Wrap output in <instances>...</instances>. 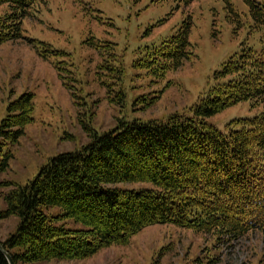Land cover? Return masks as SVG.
Listing matches in <instances>:
<instances>
[{
	"label": "trees",
	"instance_id": "obj_1",
	"mask_svg": "<svg viewBox=\"0 0 264 264\" xmlns=\"http://www.w3.org/2000/svg\"><path fill=\"white\" fill-rule=\"evenodd\" d=\"M46 1L0 0V6H8L0 16V46L24 39L23 21ZM173 1L179 7L192 0ZM222 1L229 23L238 22L239 28L241 20L248 19L251 25L244 26L262 33L263 49L244 43L216 72L217 82L189 114L176 113L166 120L119 119L102 133L84 126L87 144L52 157L27 184L13 185L4 195L0 220L17 217L19 223L0 243L16 264L87 260L102 249L128 245L153 225L232 239L252 231L264 234V111L233 121L227 132L208 122L241 102L264 104V0ZM190 30L186 21L173 36L145 48L134 68L159 79L178 69L194 54ZM25 39L40 58L53 59L57 70H66L64 51ZM85 43L102 57L98 68L122 82L125 71L116 44L95 37ZM124 96L120 91L119 99L111 101L122 105ZM156 98L142 101L150 106ZM33 99L34 94L26 92L9 104L12 114L1 123L0 148L17 143L34 121ZM10 159L9 153L1 157L0 173ZM0 264H9L1 252Z\"/></svg>",
	"mask_w": 264,
	"mask_h": 264
},
{
	"label": "rangeland",
	"instance_id": "obj_2",
	"mask_svg": "<svg viewBox=\"0 0 264 264\" xmlns=\"http://www.w3.org/2000/svg\"><path fill=\"white\" fill-rule=\"evenodd\" d=\"M7 11V5L0 6V16ZM186 21L191 24L189 40L195 48L190 60L160 79L134 68L145 48L173 36ZM241 21L239 28L238 22L229 23L222 0H192L179 7L173 0H47L37 4L23 21L24 39L0 46V126L12 114L11 102L23 93L34 94V121L17 143L0 148V159L5 153L11 156L8 169L0 173V211L13 185L27 184L52 157L89 142L84 126L102 133L114 128L119 119L166 120L176 113L189 114L217 82L216 72L244 43L257 51L263 49L262 33L244 26H250V20ZM91 37L116 44L125 71L122 82L98 68L102 57L85 43ZM25 38L64 51V61L69 63L66 70H57L53 59L40 58ZM120 91L125 95L122 105V101H111L119 99ZM154 97L158 98L153 104L144 105L143 99ZM262 111L264 104L245 101L208 122L227 132L233 121L253 118ZM18 223L17 217L0 220V241L13 234ZM36 264H264V234L252 231L232 239L153 225L132 237L128 245L102 249L87 260Z\"/></svg>",
	"mask_w": 264,
	"mask_h": 264
},
{
	"label": "water",
	"instance_id": "obj_3",
	"mask_svg": "<svg viewBox=\"0 0 264 264\" xmlns=\"http://www.w3.org/2000/svg\"><path fill=\"white\" fill-rule=\"evenodd\" d=\"M0 252L7 258L9 264H16L7 249L0 243Z\"/></svg>",
	"mask_w": 264,
	"mask_h": 264
}]
</instances>
